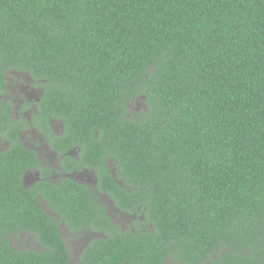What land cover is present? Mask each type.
<instances>
[{
  "label": "trees",
  "instance_id": "trees-1",
  "mask_svg": "<svg viewBox=\"0 0 264 264\" xmlns=\"http://www.w3.org/2000/svg\"><path fill=\"white\" fill-rule=\"evenodd\" d=\"M20 74L129 222L0 155V264H77L64 221L101 233L83 264H264V0H0V86Z\"/></svg>",
  "mask_w": 264,
  "mask_h": 264
},
{
  "label": "flooded vegetation",
  "instance_id": "flooded-vegetation-1",
  "mask_svg": "<svg viewBox=\"0 0 264 264\" xmlns=\"http://www.w3.org/2000/svg\"><path fill=\"white\" fill-rule=\"evenodd\" d=\"M47 80H32L29 76L21 75L16 78L7 77L0 86V103L6 107L4 112L10 113L12 121L16 124H4L0 127V155L7 156L10 160L21 162L23 166L16 172L15 187L27 191L35 190L41 180H49L52 183H67L71 178L78 184L91 186L96 201L105 203L108 212H114V222L121 223L127 228V216L121 213L109 192L100 191L98 185L101 175L95 169L88 166L78 143H70L62 139L65 134L63 122L59 118L48 119L44 123L43 113L39 112L42 103ZM4 109V108H2ZM10 122L9 120L6 123ZM18 149V150H17ZM4 173L3 164L0 163V174ZM11 181V180H10ZM122 181V180H120ZM41 204L45 212L57 219L59 214L51 203L41 196ZM63 237L67 242L71 259L77 264H83L81 256L91 241L101 233L88 227L80 232L70 231L65 221L59 223ZM80 238V241L77 240ZM13 247L29 244L26 248L37 250L46 249L37 236L28 231H20L9 235Z\"/></svg>",
  "mask_w": 264,
  "mask_h": 264
},
{
  "label": "rangeland",
  "instance_id": "rangeland-1",
  "mask_svg": "<svg viewBox=\"0 0 264 264\" xmlns=\"http://www.w3.org/2000/svg\"><path fill=\"white\" fill-rule=\"evenodd\" d=\"M77 240H79L80 241V238L79 239H77ZM30 245H33V242L32 243H29ZM29 244L26 242V243H23V245H19V246H17L18 248H20V249H22V248H26V247H29Z\"/></svg>",
  "mask_w": 264,
  "mask_h": 264
}]
</instances>
